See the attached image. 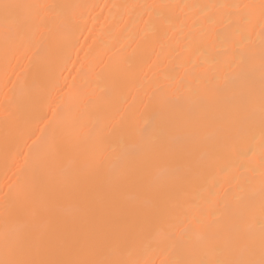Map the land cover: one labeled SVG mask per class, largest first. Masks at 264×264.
I'll return each instance as SVG.
<instances>
[{
    "label": "bare ground",
    "instance_id": "bare-ground-1",
    "mask_svg": "<svg viewBox=\"0 0 264 264\" xmlns=\"http://www.w3.org/2000/svg\"><path fill=\"white\" fill-rule=\"evenodd\" d=\"M0 264H264V0H0Z\"/></svg>",
    "mask_w": 264,
    "mask_h": 264
}]
</instances>
